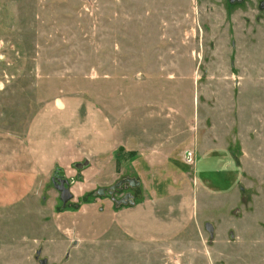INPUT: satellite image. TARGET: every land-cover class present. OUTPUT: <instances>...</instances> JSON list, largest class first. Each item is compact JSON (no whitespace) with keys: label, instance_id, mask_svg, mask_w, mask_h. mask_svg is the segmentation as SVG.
I'll use <instances>...</instances> for the list:
<instances>
[{"label":"rangeland","instance_id":"1","mask_svg":"<svg viewBox=\"0 0 264 264\" xmlns=\"http://www.w3.org/2000/svg\"><path fill=\"white\" fill-rule=\"evenodd\" d=\"M62 97L111 117L179 109L216 185L178 236L139 242L80 231L79 210L102 196L63 186L64 200L46 179L0 208V264H264V0H0V128L22 133Z\"/></svg>","mask_w":264,"mask_h":264},{"label":"crops","instance_id":"2","mask_svg":"<svg viewBox=\"0 0 264 264\" xmlns=\"http://www.w3.org/2000/svg\"><path fill=\"white\" fill-rule=\"evenodd\" d=\"M210 155L200 156L188 116L167 104L139 103L111 117L93 102L62 97L39 107L22 133L0 128V208L49 179L75 197L102 196L79 210L83 233L113 225L139 242L173 239L191 224L204 183L216 185Z\"/></svg>","mask_w":264,"mask_h":264},{"label":"water","instance_id":"3","mask_svg":"<svg viewBox=\"0 0 264 264\" xmlns=\"http://www.w3.org/2000/svg\"><path fill=\"white\" fill-rule=\"evenodd\" d=\"M59 188L61 189V191H62V199H66V198H69V194H68V191L66 190V189H64L63 188V185L61 184L60 186H59Z\"/></svg>","mask_w":264,"mask_h":264}]
</instances>
